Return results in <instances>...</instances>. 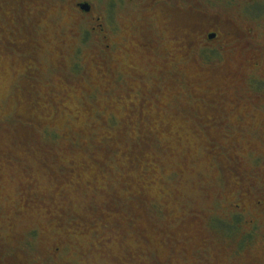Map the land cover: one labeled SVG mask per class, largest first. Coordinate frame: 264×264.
I'll return each instance as SVG.
<instances>
[{
  "label": "rangeland",
  "instance_id": "obj_1",
  "mask_svg": "<svg viewBox=\"0 0 264 264\" xmlns=\"http://www.w3.org/2000/svg\"><path fill=\"white\" fill-rule=\"evenodd\" d=\"M79 1L0 0V264H264L254 0Z\"/></svg>",
  "mask_w": 264,
  "mask_h": 264
},
{
  "label": "flooded vegetation",
  "instance_id": "obj_2",
  "mask_svg": "<svg viewBox=\"0 0 264 264\" xmlns=\"http://www.w3.org/2000/svg\"><path fill=\"white\" fill-rule=\"evenodd\" d=\"M134 1V0H132ZM158 1V0H157ZM212 1V0H210ZM255 4V11H254V16H253V20L259 21V23H263L264 22V0H254L253 1ZM189 5H195V0H182L181 1V6L183 9H190ZM76 8L78 10V12L80 13V16H82V18H84V20L86 19L85 17L90 16L92 14V3L89 2V0H81L76 4ZM184 14V10H182L180 13H176L175 17H185L186 19H188V21L191 23L189 15H183ZM182 15V16H181ZM99 21L101 20V18H97ZM204 19H209V18H204ZM206 23H208V21H205ZM212 23L214 25H216V21H212ZM182 26V25H181ZM218 34L216 32L210 33L207 35V39L210 41L216 40L218 38Z\"/></svg>",
  "mask_w": 264,
  "mask_h": 264
}]
</instances>
